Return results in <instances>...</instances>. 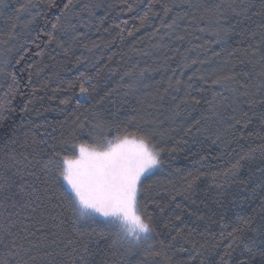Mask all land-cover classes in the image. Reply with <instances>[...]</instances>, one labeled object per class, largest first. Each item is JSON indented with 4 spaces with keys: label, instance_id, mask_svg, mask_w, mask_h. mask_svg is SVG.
I'll list each match as a JSON object with an SVG mask.
<instances>
[{
    "label": "trees",
    "instance_id": "obj_1",
    "mask_svg": "<svg viewBox=\"0 0 264 264\" xmlns=\"http://www.w3.org/2000/svg\"><path fill=\"white\" fill-rule=\"evenodd\" d=\"M125 131L163 148L139 241L41 170ZM0 185L4 264H264V0H0Z\"/></svg>",
    "mask_w": 264,
    "mask_h": 264
},
{
    "label": "snow or ice",
    "instance_id": "obj_2",
    "mask_svg": "<svg viewBox=\"0 0 264 264\" xmlns=\"http://www.w3.org/2000/svg\"><path fill=\"white\" fill-rule=\"evenodd\" d=\"M51 6H55L54 2ZM57 26L52 25L53 32ZM54 40V34L49 33V43ZM80 92L86 94L88 89L81 86ZM194 102L199 103L198 100ZM84 126L78 124L79 128ZM92 139L91 144L77 142L78 137L73 134L53 144L44 141L49 154L41 170L58 187L77 220L115 225L122 239L139 241L153 231L146 203L142 210L141 201L147 199L142 178L162 166L163 148L154 142L155 134L151 132L125 131L111 139L107 136ZM198 178L193 177L189 187ZM260 255L264 257V252Z\"/></svg>",
    "mask_w": 264,
    "mask_h": 264
},
{
    "label": "rangeland",
    "instance_id": "obj_3",
    "mask_svg": "<svg viewBox=\"0 0 264 264\" xmlns=\"http://www.w3.org/2000/svg\"><path fill=\"white\" fill-rule=\"evenodd\" d=\"M154 170H156V169H154ZM154 170H153V171H154Z\"/></svg>",
    "mask_w": 264,
    "mask_h": 264
}]
</instances>
